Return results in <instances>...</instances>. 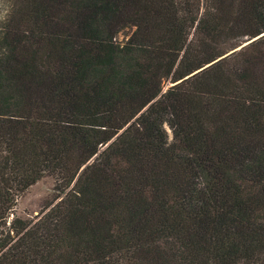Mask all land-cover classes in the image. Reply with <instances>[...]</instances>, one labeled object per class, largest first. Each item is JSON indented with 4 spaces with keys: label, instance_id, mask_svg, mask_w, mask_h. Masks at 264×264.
<instances>
[{
    "label": "trees",
    "instance_id": "16d2710c",
    "mask_svg": "<svg viewBox=\"0 0 264 264\" xmlns=\"http://www.w3.org/2000/svg\"><path fill=\"white\" fill-rule=\"evenodd\" d=\"M5 2L0 264H264V0Z\"/></svg>",
    "mask_w": 264,
    "mask_h": 264
},
{
    "label": "rangeland",
    "instance_id": "374dc122",
    "mask_svg": "<svg viewBox=\"0 0 264 264\" xmlns=\"http://www.w3.org/2000/svg\"><path fill=\"white\" fill-rule=\"evenodd\" d=\"M7 8L5 0H0V18L3 17ZM118 40L125 37L124 32L118 34ZM169 83H165L162 90L166 88ZM168 137L170 132L165 126ZM54 180L50 176H42L30 185L18 198L14 206V215L23 220H35L39 210L48 205L50 202L57 201L54 199Z\"/></svg>",
    "mask_w": 264,
    "mask_h": 264
},
{
    "label": "water",
    "instance_id": "95a60500",
    "mask_svg": "<svg viewBox=\"0 0 264 264\" xmlns=\"http://www.w3.org/2000/svg\"><path fill=\"white\" fill-rule=\"evenodd\" d=\"M248 42V41H247ZM173 83H169V85H172ZM89 162V161H88Z\"/></svg>",
    "mask_w": 264,
    "mask_h": 264
}]
</instances>
